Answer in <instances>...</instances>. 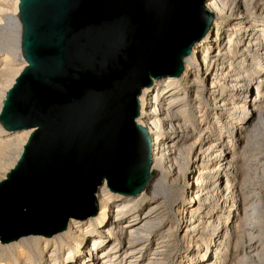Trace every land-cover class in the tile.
Instances as JSON below:
<instances>
[{
  "label": "bare ground",
  "instance_id": "bare-ground-1",
  "mask_svg": "<svg viewBox=\"0 0 264 264\" xmlns=\"http://www.w3.org/2000/svg\"><path fill=\"white\" fill-rule=\"evenodd\" d=\"M18 2L11 45L20 63L0 62V76L6 75L0 109L26 64ZM203 6L213 9L210 25L183 57V71L154 79L137 95L135 121L151 139L150 184L123 194L103 179L95 186L94 214L69 216L65 228L49 236L0 241V264H264V226L256 225L264 221V0H204ZM210 116L220 136L216 144L207 135ZM31 129L8 130L0 122V153L14 155L0 161L3 168L11 163L7 172ZM246 148L260 185L248 184ZM245 190L254 193L250 205ZM248 228L251 241L244 237ZM244 238L251 243L244 245Z\"/></svg>",
  "mask_w": 264,
  "mask_h": 264
},
{
  "label": "water",
  "instance_id": "water-1",
  "mask_svg": "<svg viewBox=\"0 0 264 264\" xmlns=\"http://www.w3.org/2000/svg\"><path fill=\"white\" fill-rule=\"evenodd\" d=\"M204 0H19L26 64L2 100L8 130L32 128L0 179V241L46 236L94 214L95 186L138 193L151 139L136 123L141 88L179 75L206 33Z\"/></svg>",
  "mask_w": 264,
  "mask_h": 264
},
{
  "label": "rangeland",
  "instance_id": "rangeland-1",
  "mask_svg": "<svg viewBox=\"0 0 264 264\" xmlns=\"http://www.w3.org/2000/svg\"><path fill=\"white\" fill-rule=\"evenodd\" d=\"M14 0H0V62L2 61V59H4V58H8L9 60H13V62H15L14 64H19L20 63V61L19 60H16L17 59V57H16V55H15V50H14V48H13V46L11 45V41H12V35H13V29L11 28V18L13 17V15H14ZM256 15V12H252V13H250L248 16H249V19L251 18V17H253V16H255ZM233 18H234V16H232V17H229V18H227V20L229 21V22H232V20H233ZM248 18V17H247ZM11 29H12V31H11ZM15 58V59H14ZM1 65H3V63H1L0 64V66ZM19 67H20V65H18ZM4 69L5 67L4 66H2V67H0V69ZM4 77V79H2ZM0 92L2 93L3 92V90L6 88V86H4V85H6V75L5 76H0ZM8 85V84H7ZM5 87V88H4ZM0 93V94H1ZM207 96H209V94L207 95ZM207 96H205L206 97V99L208 98ZM191 97H194V95L193 96H191ZM204 112H206L207 114H209L210 112H211V108L209 107V106H205L204 108ZM194 110H191V112H190V115H191V113L193 112ZM189 114H186L185 116H186V118H189V116H190ZM220 116V115H219ZM207 120H208V127H209V131L207 132V135H211L212 137H210L211 139H212V141L211 142H213V144H216V143H218L219 142V137L220 136H218L217 134H218V131H216L218 128H213V126H212V124L216 121L215 120V118L213 117V116H210V117H208L207 118ZM227 129H228V127H226V125L224 126V131H225V134H227ZM211 130V131H210ZM209 132H211L210 134H209ZM207 135H206V137H207ZM215 136V137H214ZM217 136H218V138H217ZM224 136V135H223ZM223 137H221V139H222ZM206 147V146H205ZM248 149V150H247ZM248 152V153H247ZM7 154V155H6ZM253 154V151L251 152V149L249 150V148H246V153H245V155H244V162H245V165H246V167H247V169L249 168V171L247 172L248 173V184H250L251 183V185L250 186H252V185H256L257 183V185H260V184H262L261 182L259 183V178H258V176H260V173H259V171H257V170H255L256 169V167H255V165H253L252 164V166H251V161L249 162V160H252L254 157H252V156H250V155H252ZM248 155V156H247ZM247 157V158H246ZM249 157H251V158H249ZM249 159V160H248ZM246 160V161H245ZM247 160H248V163H247ZM263 160V159H262ZM0 161H14V155L12 154V153H0ZM247 163V164H246ZM9 165L7 166V168L8 167H10V165H11V163H8ZM250 165V166H249ZM2 168V169H1ZM7 168H3V166L2 165H0V179H2L3 177L5 178L6 176H4V174L7 172ZM258 172V174H257V172ZM249 172H250V174L252 175H249ZM256 175V176H255ZM258 175V176H257ZM153 176V175H152ZM254 176V177H253ZM154 177V176H153ZM153 177H151V179H150V181H149V184H150V182H151V180L153 179ZM249 177H251V178H249ZM254 179H253V178ZM246 178V179H247ZM257 178H258V180H257ZM252 180H253V182H252ZM248 184H246V187L247 186H249ZM246 191V202L249 204V202H250V204L252 203V202H254L253 200L255 199V197H254V193H252L251 191H247V190H245ZM249 194V195H248ZM253 194V195H252ZM161 195H157L155 198L157 199V198H159ZM250 196V197H249ZM258 202V201H257ZM249 204V205H250ZM170 206V205H169ZM168 206V207H169ZM261 210V218H263L264 219V201H262V209H260ZM99 212H100V209H99ZM175 219H176V217H175ZM166 220H167V218H166ZM168 220H170V219H168ZM171 221L172 222H175L174 221V219L172 218L171 219ZM260 222V224H256L257 226H260V227H262V225L264 226V221L263 220H259ZM163 226H165V223H164V225ZM249 227H251V225L249 226ZM164 229V231H166V229H167V227L165 228H163ZM252 230V229H251ZM159 231V230H158ZM247 233H248V231H249V233H248V235L246 234V232L244 233L245 234V238L246 239H248V237L250 238V234H251V232L252 231H250V228H248V229H246L245 230ZM245 238H244V241H243V244L244 245H248L249 243L248 242H250L251 241V239H252V236H251V238L250 239H248V240H250V241H248V240H246L245 241ZM253 242V241H252ZM251 243V242H250ZM182 246H180V244H178V247H177V250L178 249H180ZM248 250V249H247Z\"/></svg>",
  "mask_w": 264,
  "mask_h": 264
}]
</instances>
